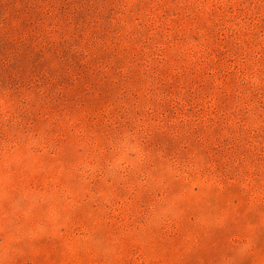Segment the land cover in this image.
Listing matches in <instances>:
<instances>
[{"label": "rangeland", "instance_id": "1", "mask_svg": "<svg viewBox=\"0 0 264 264\" xmlns=\"http://www.w3.org/2000/svg\"><path fill=\"white\" fill-rule=\"evenodd\" d=\"M0 264H264V0H0Z\"/></svg>", "mask_w": 264, "mask_h": 264}]
</instances>
